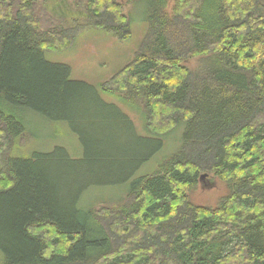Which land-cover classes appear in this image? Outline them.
Segmentation results:
<instances>
[{"label":"trees","instance_id":"1","mask_svg":"<svg viewBox=\"0 0 264 264\" xmlns=\"http://www.w3.org/2000/svg\"><path fill=\"white\" fill-rule=\"evenodd\" d=\"M13 1L0 0V264H264V0H174L172 16L167 0H134L147 2V34L99 89L44 58L73 35L40 29L34 0ZM84 9L87 26L129 40L120 3L85 0ZM197 57L209 65L192 72L185 61ZM101 93L141 101L149 136ZM26 111L67 122L82 158L59 147L2 157L24 133ZM103 120L117 123V139ZM180 125L178 150L134 178L123 202L79 207L84 189L121 166L132 176ZM216 179L228 193L215 207L189 201Z\"/></svg>","mask_w":264,"mask_h":264},{"label":"rangeland","instance_id":"2","mask_svg":"<svg viewBox=\"0 0 264 264\" xmlns=\"http://www.w3.org/2000/svg\"><path fill=\"white\" fill-rule=\"evenodd\" d=\"M115 1L121 4L123 14L129 15L131 18V34L128 41H120L107 32L87 26L84 9L85 0H34V9L31 15L37 20L40 29L53 28L54 30L55 28V30H63L73 35V41L68 48L61 51H45V60L49 63L66 65L70 70L72 81L84 82L99 89L100 84L108 81L133 58L147 34V25L143 21L147 2ZM18 3L19 0H14L13 8ZM173 6L174 0H167L165 11L169 16H172ZM185 65L192 72H196L207 68L209 61L203 57H197L186 60ZM100 96L105 103L114 106L129 119L133 132L137 136H149L146 131L141 101H133L134 103L127 101L123 95L118 93H101ZM26 112L22 116L24 133L6 148L2 157H29L33 153L51 152L59 147L64 149L67 155L74 160L82 158L83 146L78 135L67 122L49 121L34 112ZM102 112L109 113L110 111L104 108ZM115 118L118 119L115 116L112 117V120ZM97 122L101 124V127L109 128L115 139L119 137L116 122L114 124H108L105 120ZM182 130L183 126L180 125L166 136L159 138L162 142L160 149L142 163L131 174L132 176L128 177L129 168L121 166L116 169L118 172L115 177L110 178L112 177L110 175L107 183H101L104 185H92L84 189L78 199L79 207L97 210L102 207H114L123 202L128 187L134 178L154 173L164 158L178 150L181 144ZM102 131L104 130H98L94 133L98 137ZM98 151H100L99 148L96 152ZM112 152L116 158L123 154L120 150H113ZM85 167V165H81L78 168L84 171ZM92 171H94V175H97L95 177L100 179L95 169ZM87 182H91V180ZM227 193V185L216 179L207 186L198 184L188 193V198L196 206L215 207ZM2 257V252H0V259Z\"/></svg>","mask_w":264,"mask_h":264},{"label":"water","instance_id":"3","mask_svg":"<svg viewBox=\"0 0 264 264\" xmlns=\"http://www.w3.org/2000/svg\"><path fill=\"white\" fill-rule=\"evenodd\" d=\"M206 176H207V175H202V176H201V179L204 181V180L206 179Z\"/></svg>","mask_w":264,"mask_h":264}]
</instances>
